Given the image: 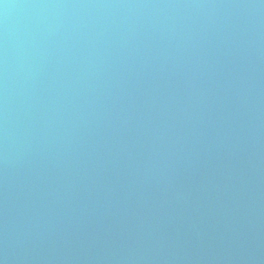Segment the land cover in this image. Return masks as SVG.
Listing matches in <instances>:
<instances>
[{"label": "water", "instance_id": "95a60500", "mask_svg": "<svg viewBox=\"0 0 264 264\" xmlns=\"http://www.w3.org/2000/svg\"><path fill=\"white\" fill-rule=\"evenodd\" d=\"M0 264H264V0H0Z\"/></svg>", "mask_w": 264, "mask_h": 264}]
</instances>
